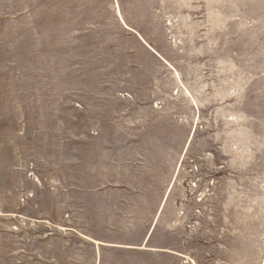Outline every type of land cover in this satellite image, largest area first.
<instances>
[{"label":"rangeland","instance_id":"rangeland-1","mask_svg":"<svg viewBox=\"0 0 264 264\" xmlns=\"http://www.w3.org/2000/svg\"><path fill=\"white\" fill-rule=\"evenodd\" d=\"M0 264H264V0H0Z\"/></svg>","mask_w":264,"mask_h":264}]
</instances>
